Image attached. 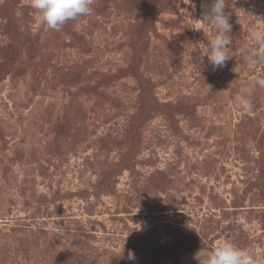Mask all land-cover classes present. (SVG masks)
Returning a JSON list of instances; mask_svg holds the SVG:
<instances>
[{"label":"rangeland","instance_id":"1","mask_svg":"<svg viewBox=\"0 0 264 264\" xmlns=\"http://www.w3.org/2000/svg\"><path fill=\"white\" fill-rule=\"evenodd\" d=\"M202 0H93L60 31L0 0V264H264V0H226L229 61L195 46ZM132 251L135 261L127 259Z\"/></svg>","mask_w":264,"mask_h":264},{"label":"clouds","instance_id":"2","mask_svg":"<svg viewBox=\"0 0 264 264\" xmlns=\"http://www.w3.org/2000/svg\"><path fill=\"white\" fill-rule=\"evenodd\" d=\"M93 0H30V6L35 10L38 21L49 29L60 31L68 21H76L92 14ZM202 18L200 23L215 30V36L207 43L200 42L195 48L202 50L208 58L211 70L223 68L229 61L231 40L229 33L232 25L230 14L226 11V0H202ZM261 23L264 21L260 20ZM255 47L248 49L244 61L249 68L264 64V29H253L250 33ZM257 88L264 89V76H258L240 88V96L244 101L245 110L251 111V97ZM255 254L249 249L235 246L228 239H219L211 252L202 250L195 255L199 264H257ZM127 259L135 261L136 256L128 252Z\"/></svg>","mask_w":264,"mask_h":264}]
</instances>
